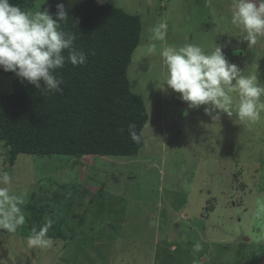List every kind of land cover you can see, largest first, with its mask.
I'll return each mask as SVG.
<instances>
[{"label": "rangeland", "instance_id": "374dc122", "mask_svg": "<svg viewBox=\"0 0 264 264\" xmlns=\"http://www.w3.org/2000/svg\"><path fill=\"white\" fill-rule=\"evenodd\" d=\"M83 1L37 0L32 10L50 13L59 3ZM95 1L142 21L128 77L148 114L144 146L132 158L22 154L11 164L0 143V170L12 177L8 187L22 197L20 208L31 195L44 202L73 185V209L82 215L88 208L86 222H92L85 237L51 238L44 249L0 227V264H256L264 253V110L257 121H241L211 105L190 108L163 85L159 51L186 43L205 51L219 46L230 63L264 83V36L255 45L244 41L245 33L231 24L233 0ZM159 22L168 25L164 42L151 39ZM152 42L155 54L147 52ZM2 71L0 93L11 89Z\"/></svg>", "mask_w": 264, "mask_h": 264}, {"label": "trees", "instance_id": "16d2710c", "mask_svg": "<svg viewBox=\"0 0 264 264\" xmlns=\"http://www.w3.org/2000/svg\"><path fill=\"white\" fill-rule=\"evenodd\" d=\"M36 1L10 0L30 10ZM64 5L69 16L61 27L76 34L74 46L87 54V62L76 67L66 62L57 70L64 81L62 94H42L15 73L2 71L11 79V89L0 93V143L11 164L22 154L73 156L77 160L86 156L132 158L144 146V134L136 143L128 133L130 123L143 133L148 120L144 100L132 91L128 77L141 41L140 17L95 0ZM55 13L56 5L50 11L54 19ZM63 54L67 57V50ZM40 83L43 88V81ZM77 187L62 186L44 202H40L42 197L32 201L31 195L21 207L25 223L14 234L28 237L33 227L51 219L49 238L69 242L85 237L92 222H86L88 208L82 215L73 209ZM95 202L92 197L90 204Z\"/></svg>", "mask_w": 264, "mask_h": 264}, {"label": "clouds", "instance_id": "9594fccd", "mask_svg": "<svg viewBox=\"0 0 264 264\" xmlns=\"http://www.w3.org/2000/svg\"><path fill=\"white\" fill-rule=\"evenodd\" d=\"M232 8L231 24L245 33L244 41L249 46L255 45L258 38L264 36V0H233ZM68 16L63 3L56 5L54 19L47 10L23 9L10 0H0V69L15 73L42 94H62L64 81L57 70L64 68L66 62L74 67L87 62V54L74 46L76 34L61 27ZM151 31L152 41L164 42L168 25L159 22ZM65 50L67 57L63 54ZM147 52L155 54L157 44L149 43ZM159 55L166 68L163 85L179 93L190 108L211 105L226 110L229 116L235 114L241 121L260 119L261 110H264V83L258 76L246 75L230 63L221 47L205 51L194 43L167 45ZM232 93L236 94L234 112L230 110L234 103ZM205 112L211 114L208 108ZM128 133L133 142L141 141L143 133L137 131L136 124L128 125ZM11 180L7 171L0 170V227L15 232L25 223V216L18 206L23 203L22 197L11 193L8 187ZM9 204L11 207L6 210L5 205ZM52 223L47 219L42 226L33 227L27 245L42 249L51 247L53 240L47 234ZM201 249L200 242L194 244L195 252Z\"/></svg>", "mask_w": 264, "mask_h": 264}, {"label": "water", "instance_id": "95a60500", "mask_svg": "<svg viewBox=\"0 0 264 264\" xmlns=\"http://www.w3.org/2000/svg\"><path fill=\"white\" fill-rule=\"evenodd\" d=\"M256 264H264V256L262 257V259L260 261H258Z\"/></svg>", "mask_w": 264, "mask_h": 264}]
</instances>
